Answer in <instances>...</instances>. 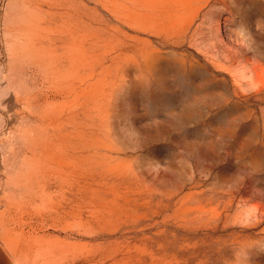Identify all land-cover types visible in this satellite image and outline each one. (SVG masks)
Returning <instances> with one entry per match:
<instances>
[{
  "label": "rangeland",
  "instance_id": "obj_1",
  "mask_svg": "<svg viewBox=\"0 0 264 264\" xmlns=\"http://www.w3.org/2000/svg\"><path fill=\"white\" fill-rule=\"evenodd\" d=\"M0 264H264V0H0Z\"/></svg>",
  "mask_w": 264,
  "mask_h": 264
}]
</instances>
